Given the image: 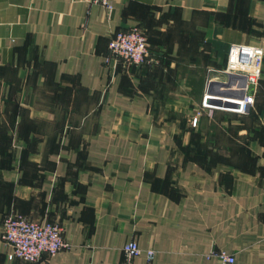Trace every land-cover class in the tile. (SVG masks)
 <instances>
[{
  "label": "crops",
  "instance_id": "crops-1",
  "mask_svg": "<svg viewBox=\"0 0 264 264\" xmlns=\"http://www.w3.org/2000/svg\"><path fill=\"white\" fill-rule=\"evenodd\" d=\"M135 27L147 62H109ZM234 44L264 51V0H0V264L8 214L63 228L46 264H264V66L246 115L203 105Z\"/></svg>",
  "mask_w": 264,
  "mask_h": 264
},
{
  "label": "built area",
  "instance_id": "built-area-1",
  "mask_svg": "<svg viewBox=\"0 0 264 264\" xmlns=\"http://www.w3.org/2000/svg\"><path fill=\"white\" fill-rule=\"evenodd\" d=\"M90 3L112 11L114 0H88ZM109 54L114 63L122 61L125 65H144L149 56V43L145 31L135 27L115 33L109 43ZM264 66V51L248 45H231L227 65L219 71L226 81L219 82L227 88H210L213 81L208 83V90L203 105L212 110H226L238 114H246L255 105V94L262 78ZM220 102V104H219ZM199 125V116L192 119V127ZM63 228L49 221H30L21 215L8 214L2 221L1 238L12 248L14 257L25 264H46L44 258L54 257L68 249ZM127 260H132L142 254L140 247L131 242L122 249ZM150 260L154 252L147 253ZM224 264H235V257L225 252L212 251Z\"/></svg>",
  "mask_w": 264,
  "mask_h": 264
},
{
  "label": "rangeland",
  "instance_id": "rangeland-1",
  "mask_svg": "<svg viewBox=\"0 0 264 264\" xmlns=\"http://www.w3.org/2000/svg\"><path fill=\"white\" fill-rule=\"evenodd\" d=\"M224 70V69H223ZM219 75H221V76H223L222 74H219ZM215 76H217V78H219L218 77V75L216 74ZM215 76H213V77H211V78H214ZM224 77V76H223ZM213 84V83H212ZM213 111H215V110H212V113H213ZM218 111H221V110H218ZM223 112H229V111H224V110H222ZM229 113H235V112H229ZM235 114H237V113H235ZM194 129H197V128H194ZM190 142H192V144L193 145H196L197 144V142L198 141H200L201 139H200V137H197V135L196 134H192V135H190V137H189V139H188ZM220 143L222 144V146H226V147H228V146H230V147H232L233 148V150H232V154H233V156H235L236 157V159H238L239 157H241L243 154L240 152V150L238 149V146H237V143L236 142H229V141H224V140H220ZM221 152H222V155H223V153H226L224 150H221ZM221 155V156H222Z\"/></svg>",
  "mask_w": 264,
  "mask_h": 264
},
{
  "label": "water",
  "instance_id": "water-1",
  "mask_svg": "<svg viewBox=\"0 0 264 264\" xmlns=\"http://www.w3.org/2000/svg\"><path fill=\"white\" fill-rule=\"evenodd\" d=\"M213 83V84H212ZM210 85V88H214V87H218V88H227L228 86L223 84V83H219V82H212ZM220 104V102H219Z\"/></svg>",
  "mask_w": 264,
  "mask_h": 264
},
{
  "label": "trees",
  "instance_id": "trees-1",
  "mask_svg": "<svg viewBox=\"0 0 264 264\" xmlns=\"http://www.w3.org/2000/svg\"><path fill=\"white\" fill-rule=\"evenodd\" d=\"M144 31H145V30H144ZM145 34H146L147 39H148V35H147V32H146V31H145ZM262 75H263V74H262ZM261 79H262V78H261ZM260 82H261V80H260ZM260 82H259V85H260ZM259 85H258V87H259ZM256 90H257V89H256ZM255 101H256V94H255ZM254 106H255V105H254ZM254 106H253V107H254ZM253 107H252V108H253ZM252 108H250V110H249L248 112H250V111L252 110ZM248 112H247V113H248ZM247 113H246V114H247ZM237 114H238V113H237ZM246 114H240V115H246ZM223 118H224V117H222V119H223Z\"/></svg>",
  "mask_w": 264,
  "mask_h": 264
}]
</instances>
